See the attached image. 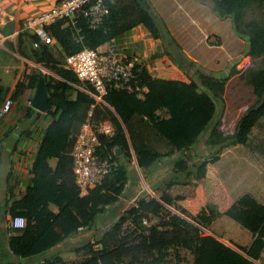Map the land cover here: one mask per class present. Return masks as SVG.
Wrapping results in <instances>:
<instances>
[{"label": "trees", "instance_id": "obj_1", "mask_svg": "<svg viewBox=\"0 0 264 264\" xmlns=\"http://www.w3.org/2000/svg\"><path fill=\"white\" fill-rule=\"evenodd\" d=\"M212 1L216 12L231 16L236 30L248 37L245 55L252 58V65L245 70L244 80L260 95V99L242 113L230 133L221 128L220 119L208 127L218 115L220 101L224 103L228 77L213 74L177 47L174 37L146 0H105L108 11L97 27H91L89 17L82 13L75 24L65 19L48 27L67 56L84 47L95 48L114 37L121 39L134 27L144 24L155 39L163 40L153 58L168 54L188 79L159 77L143 67L138 78L149 87L144 97L110 87L104 96L106 103L93 106L95 98L85 88L93 92L95 88L66 67L63 55H55L49 45L32 50L30 57L57 76L36 68L38 74H28L30 83L18 82L13 97L20 95L28 85H34L39 75L44 74L50 94L47 113L53 117L48 128L62 133L66 141L62 151L50 148L46 139L42 142L32 168V183L22 196L17 197L12 188L4 198L0 187V212L6 210L12 218L23 216L26 220L23 227L11 226L17 234L5 239L11 257L25 259L21 264H167L170 248L182 243L194 253V264H264V203L251 193H245L225 211L210 202L199 214L192 215L176 205L175 200L181 196L174 197L168 191L174 184L170 174L164 180L165 190L161 189L160 197L140 196L99 235L64 245L67 238L97 224L98 216L120 200L128 180L125 166L119 163L88 193L81 194L76 186L71 151L82 124L90 118V110L91 119H109L117 129L111 137L100 135L98 154L116 157L118 146L130 156L133 149L142 171L154 167L163 157L190 151L205 134L207 146L216 152L214 156L207 155L197 161L186 153L180 157L183 162L171 164L172 177H180L178 179L185 184L203 178L208 162L218 160L226 146L249 144L252 129L264 116V0ZM75 85L81 88L77 87L78 105L71 113L65 103L66 89ZM5 92L0 87V102ZM162 109L166 114L159 113ZM54 155L59 157V162L52 171L48 158ZM51 202L59 205L58 212L50 208ZM167 206H176L186 214L171 211L172 217L168 220L144 223L145 218L152 221L154 216H160ZM222 214L255 234L249 246L236 249L215 234L206 233L204 229L210 228L212 219ZM127 222L135 226L131 234L124 233ZM64 250L83 254V258L68 263L62 255Z\"/></svg>", "mask_w": 264, "mask_h": 264}, {"label": "crops", "instance_id": "obj_2", "mask_svg": "<svg viewBox=\"0 0 264 264\" xmlns=\"http://www.w3.org/2000/svg\"><path fill=\"white\" fill-rule=\"evenodd\" d=\"M146 1L170 31L177 47L182 48L188 57L213 74L228 77L227 89L223 95L224 103L220 101L218 116L222 123L221 128L226 133L233 132L240 116L254 104L253 99L257 96L253 86L247 84L245 80L246 88L241 87L242 73L252 65V58L245 55L248 37L236 30L231 16H221L216 12L212 0ZM54 2L56 0H0L2 13L0 26L4 32L13 34L7 42L6 48L0 50V87L7 91L3 101L0 102V109L6 97H13L20 80L30 83L28 74H38L39 71L36 68L43 70L42 64L35 62L30 57L32 50L35 49L32 43L33 36L28 32L21 34H14V32L24 26L31 15L49 7ZM5 21H7L6 24ZM122 39L127 42L126 46H123L126 51L147 58L155 75L188 79L187 74L173 63L168 54L153 58V55L159 51L163 44V40L155 39L144 24L134 27ZM49 46L55 55L65 57L57 39L54 44ZM247 60L251 64L248 67H243V63ZM165 63L169 65L166 66ZM43 72L45 71L43 70ZM52 73L57 76L54 72ZM42 75L44 74L39 75V79ZM39 79L34 85H28L20 95L13 97L15 103L9 113H0V187L4 198L10 194L12 188H14L17 197L22 196L31 185L33 164L37 159L39 147L45 139V143L50 148L58 149V151H62V146L66 141V137L62 133L48 128L53 117L47 113V110L41 111L33 104H29L30 99L33 101ZM230 84L233 87L228 90ZM249 86L252 89L251 93H249ZM77 87L81 88L75 85L66 89L65 103L71 113L76 111L78 105ZM85 89L90 93L89 88ZM244 89H246L245 92ZM159 113L164 115L166 110L162 109ZM207 139L205 134L202 135L196 148L202 152L209 151L210 146H207ZM248 143L250 151L246 153L242 165L248 163V166L253 169V174H256L255 177L252 176V173H245V171L237 174L235 172L236 164H232V166L219 164L227 154L236 153L240 148L239 144H230L222 150L218 160L208 162L203 178L194 179L187 184L172 177L171 164L173 162L180 164L184 160L179 158V152L163 157L148 173L139 168L133 149H131L132 155L128 156L125 149L117 146L115 148L116 158L120 164L125 166L128 174L124 194L120 196V200L98 216V222L92 229L99 231L103 226L107 228L140 196L144 195L147 198L154 196L151 190L156 197H160L162 190H165L164 180L169 174L174 180V184L168 191L174 197L181 196V199L175 200L176 205L183 206L192 215L199 214L202 208L210 202L215 203L221 211H225L245 193H251L264 203V116L252 129ZM48 161L54 171L58 165L59 157L50 156ZM245 177H250L251 180L244 181ZM156 186H160V188L155 189ZM171 207L177 208L176 206ZM50 208L56 212L59 211V205L55 202L50 203ZM207 214H210V210H207ZM11 218L6 210L0 212V264H21L22 260H25L20 257H11V251L5 247V239L17 234L11 230ZM204 230L206 233L215 234L236 249L249 246L255 238V234L249 229L226 214L213 218L210 228ZM83 231L80 230L72 237L67 238L64 245L80 241L79 235ZM100 233L101 231L98 235ZM66 251L68 250H64L63 253Z\"/></svg>", "mask_w": 264, "mask_h": 264}, {"label": "built area", "instance_id": "obj_3", "mask_svg": "<svg viewBox=\"0 0 264 264\" xmlns=\"http://www.w3.org/2000/svg\"><path fill=\"white\" fill-rule=\"evenodd\" d=\"M107 11L105 0H56L49 7L31 15L25 25L18 28L14 34L30 33L33 36L32 43L35 48L52 45L56 42V38L48 29L51 24L65 19L75 24L78 21L77 17L82 13L89 17L91 27H97L103 22ZM1 14L0 10V18ZM0 22L2 21L0 20ZM12 36L13 34L4 32L0 26V50L6 48L7 42ZM250 64L251 62L247 60L243 63V67H248ZM65 65L73 70L81 80L88 81L93 85L95 92L88 89L95 98L93 106L97 103H106L104 96L110 87L136 93L139 97H144L149 91L148 85L142 83L138 78L143 67L150 70L152 68L146 57L128 52L123 47L114 44L113 41H107L95 48L84 47L69 54L65 56ZM41 67L45 72L53 74L45 66ZM14 103L13 97H6L0 113H9ZM29 104H33L31 99ZM89 115L90 118L82 124L71 151L75 184L81 194L88 193L92 187L101 183L105 176L116 169L119 164L118 159L113 155L103 157L97 152L98 146L101 144L100 135L103 134L107 137L115 135L117 131L115 124L109 119H91L92 110L89 111ZM151 192L155 195L152 190ZM176 212L178 211L176 210ZM148 222L145 218L144 223L148 224ZM25 223L26 220L23 216L10 219L12 227H23Z\"/></svg>", "mask_w": 264, "mask_h": 264}, {"label": "rangeland", "instance_id": "obj_4", "mask_svg": "<svg viewBox=\"0 0 264 264\" xmlns=\"http://www.w3.org/2000/svg\"><path fill=\"white\" fill-rule=\"evenodd\" d=\"M110 41H113L114 44L119 45L120 47L126 46V43H127L126 41H124V39H122V38L119 39L117 37L112 38ZM255 64H256V62H255ZM255 64H254V66H255ZM164 65L168 66L169 64L165 63ZM242 75H245V71L242 73ZM242 77H243V80L241 82L242 83L241 87L246 88V86H244V83H245L244 82V76H242ZM232 87H233V85L230 84L228 90H231ZM248 89H250L249 93H251L252 89L250 86L248 87ZM245 90L246 89H244V92H245ZM256 95L257 96L253 99L254 104L260 99L259 93H256ZM217 119L218 120L220 119L218 115L213 119L212 122H210L208 127H212L215 124V122L217 121ZM230 131H231V129H230ZM239 147L240 148L236 151V153L234 152V153L227 154L219 164L224 165V166H228V165L232 166V164H236L235 172H237V174L244 172V171H245V173H252L253 174V169L248 166V163L246 161L245 162L247 164L244 166L242 165V162L245 160L246 153H248L250 151L249 146L247 144H239ZM186 153H188L187 155L191 154L192 157L195 158L197 161H201L202 157H206L207 155L214 156L216 152L211 151V150L210 151L206 150V151L202 152L199 148H196V145H194V147L190 148V151L182 150V152H179V154H178L179 158L181 156H184ZM240 167H242V168H240ZM151 168L152 167L148 168L146 172L149 173ZM243 176H244V174H243ZM252 176L255 177L256 174L255 175L253 174ZM175 178L178 179L180 177H175ZM248 180H251V178L250 177L244 178V181H248ZM181 207H183V206H181ZM176 210L178 211L177 213H180L183 215L186 214V213L185 214L181 213L180 208L175 209L174 207L172 208L170 206H167V209H164L160 216H154L152 218V221H149V223H161L165 219L168 220L172 217V212L176 213ZM134 228H135V226L133 224H131L130 222H127L125 224V227H124V233L131 234V233H133L132 229H134ZM105 229H106V227L103 226L102 229L99 231L103 232ZM99 231H96L93 229L92 230H86V231L84 230L82 232V234L79 235V237L81 240L91 238V237H94L95 235H98ZM132 237L134 238V237H136V235H133ZM62 254L68 263H70L74 260H77V259L79 260V259L83 258V254L78 255V254H76L74 252H70V251H66L64 253L62 252ZM167 264H194V253L192 252L191 249L185 247L182 243L175 244L169 250V256H168V263Z\"/></svg>", "mask_w": 264, "mask_h": 264}, {"label": "water", "instance_id": "obj_5", "mask_svg": "<svg viewBox=\"0 0 264 264\" xmlns=\"http://www.w3.org/2000/svg\"><path fill=\"white\" fill-rule=\"evenodd\" d=\"M50 102L48 84L44 75L40 76L37 89L33 97V106L41 111L47 110Z\"/></svg>", "mask_w": 264, "mask_h": 264}, {"label": "clouds", "instance_id": "obj_6", "mask_svg": "<svg viewBox=\"0 0 264 264\" xmlns=\"http://www.w3.org/2000/svg\"><path fill=\"white\" fill-rule=\"evenodd\" d=\"M156 197V195H154Z\"/></svg>", "mask_w": 264, "mask_h": 264}]
</instances>
